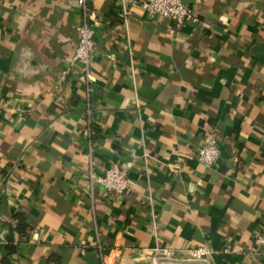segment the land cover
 <instances>
[{"label":"crops","instance_id":"1","mask_svg":"<svg viewBox=\"0 0 264 264\" xmlns=\"http://www.w3.org/2000/svg\"><path fill=\"white\" fill-rule=\"evenodd\" d=\"M87 1L90 117L79 63L63 73L76 0H0V264H149L156 248L198 247L204 264H264V0H193L200 22L179 28ZM90 155L98 173L126 170L122 196L91 183Z\"/></svg>","mask_w":264,"mask_h":264},{"label":"built area","instance_id":"2","mask_svg":"<svg viewBox=\"0 0 264 264\" xmlns=\"http://www.w3.org/2000/svg\"><path fill=\"white\" fill-rule=\"evenodd\" d=\"M77 6L81 12V20L77 27V45L69 66L63 71L64 74L70 72L76 63H79L78 78L86 84V103L87 115L92 113L91 95L94 92L93 84L96 77L92 70V55L96 48L95 32L93 23L94 11L90 8L87 0H76ZM121 7L125 14L129 13V7L132 4H138L145 10H150L164 19L174 20L179 28L185 23H199L200 17L194 7L185 4L182 0H120ZM221 152L218 139L215 136L209 138L197 151L199 161L206 165L214 164ZM91 154V153H90ZM89 177L92 184H100L108 191H112L122 196L129 188L130 181L127 172L118 163H112L103 172L98 173L95 170V161L89 157ZM2 217L0 216V224ZM156 215L153 214V227L156 228ZM6 238L0 232V243L5 242ZM257 248L264 247V233L255 238ZM210 250L206 247H198L190 250V255L197 260H204L210 255ZM165 255L173 260V253L169 249H155L152 255L153 264H157V256Z\"/></svg>","mask_w":264,"mask_h":264},{"label":"rangeland","instance_id":"3","mask_svg":"<svg viewBox=\"0 0 264 264\" xmlns=\"http://www.w3.org/2000/svg\"><path fill=\"white\" fill-rule=\"evenodd\" d=\"M157 257V264H204L202 260L194 259L190 254L184 258H179L176 255H173V260L165 255H158ZM149 264H153L152 255Z\"/></svg>","mask_w":264,"mask_h":264},{"label":"trees","instance_id":"4","mask_svg":"<svg viewBox=\"0 0 264 264\" xmlns=\"http://www.w3.org/2000/svg\"><path fill=\"white\" fill-rule=\"evenodd\" d=\"M16 229L18 232H24L26 230L28 224L26 222L25 216L22 214L16 215ZM14 247H11L10 249L13 250Z\"/></svg>","mask_w":264,"mask_h":264},{"label":"water","instance_id":"5","mask_svg":"<svg viewBox=\"0 0 264 264\" xmlns=\"http://www.w3.org/2000/svg\"><path fill=\"white\" fill-rule=\"evenodd\" d=\"M185 4H187V5H191V2L193 1V0H182Z\"/></svg>","mask_w":264,"mask_h":264}]
</instances>
